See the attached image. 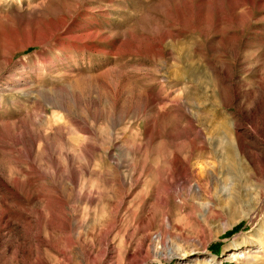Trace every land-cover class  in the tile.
<instances>
[{
  "label": "rangeland",
  "instance_id": "obj_1",
  "mask_svg": "<svg viewBox=\"0 0 264 264\" xmlns=\"http://www.w3.org/2000/svg\"><path fill=\"white\" fill-rule=\"evenodd\" d=\"M0 264H264V0H0Z\"/></svg>",
  "mask_w": 264,
  "mask_h": 264
},
{
  "label": "bare ground",
  "instance_id": "obj_2",
  "mask_svg": "<svg viewBox=\"0 0 264 264\" xmlns=\"http://www.w3.org/2000/svg\"><path fill=\"white\" fill-rule=\"evenodd\" d=\"M186 173V172H185ZM180 174V173H179ZM184 175H182V177H183ZM176 177V176H175ZM184 178H185V176H184ZM176 179V178H175ZM183 179V178H182ZM236 252V251H235ZM235 252H233L232 254H231V256H236L237 254L235 253ZM238 254H240V252L238 253Z\"/></svg>",
  "mask_w": 264,
  "mask_h": 264
}]
</instances>
